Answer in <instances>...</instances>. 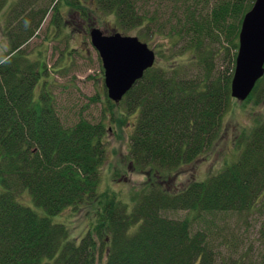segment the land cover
<instances>
[{
	"label": "trees",
	"instance_id": "1",
	"mask_svg": "<svg viewBox=\"0 0 264 264\" xmlns=\"http://www.w3.org/2000/svg\"><path fill=\"white\" fill-rule=\"evenodd\" d=\"M33 1L41 2L21 0L15 7L13 19H22L16 35L9 34L11 50L0 59V264H264V246L257 255L252 247L240 254L218 250L206 231L194 227L204 215L264 216V118L236 139L237 159L218 173L181 189L162 184L219 140L223 119L237 102L231 82L242 22L256 0H214L206 16L183 0L185 25L179 21L172 34L176 43L185 41L179 57L172 54L167 66L155 63L120 104L107 99L112 115L113 108L124 110L123 119L112 120L120 128L136 116L127 161L150 179L134 194L132 208L109 191L99 195L109 120L65 126L46 93L35 98L47 68L29 61L24 47L49 12L58 19L61 0L41 11ZM76 1L72 7L82 9ZM95 2L123 27H149L133 0ZM223 51L224 62L231 57L230 74L216 71L215 56ZM251 102L264 105V77L241 104ZM20 190L29 192L41 214L19 202ZM93 203L99 219L79 240L52 220L67 208ZM179 212L193 215L170 217Z\"/></svg>",
	"mask_w": 264,
	"mask_h": 264
},
{
	"label": "rangeland",
	"instance_id": "2",
	"mask_svg": "<svg viewBox=\"0 0 264 264\" xmlns=\"http://www.w3.org/2000/svg\"><path fill=\"white\" fill-rule=\"evenodd\" d=\"M20 1L3 0L2 3L0 0V5L3 4V7L0 6V59L11 50L9 34L16 35L14 26L17 20L22 19L18 16L17 20L13 19L16 16L13 14L15 7ZM80 1L83 12L77 6L72 7L73 0H61L58 19L53 21V14L49 12L40 30L37 31V36L35 35L28 46L24 47L25 54L29 55L27 57L29 61H39L47 68L41 77V83L35 89V98L39 99L42 93H46L53 100L58 116L65 126H74L80 119H86L93 124L109 120L105 121L107 122L105 139L107 155L100 168L99 195L109 191L118 200L128 202L132 208L131 200L134 194L141 191L150 179L148 174L135 170L127 161L130 136L136 124V116L128 117L127 124L122 128L118 123L112 122L114 118L115 121L123 119L121 115L125 113L122 107L113 108L114 115L111 113L104 86L102 61L97 50L92 46L90 33L95 28L105 36L119 33L124 37H136L155 52L156 65L167 66L168 60L172 58L171 55L176 54L174 57H179L185 46V41L176 43V37L172 36L173 31L180 27L179 21L184 20L181 7L183 0H133L137 3L138 13L145 15L148 20L149 27L139 28L121 26L115 14L102 12L95 0ZM212 1L214 2V0H201L196 6L193 0H190L189 4L191 7H197V11L206 16L213 7ZM76 2L78 3V0ZM34 3L35 5L32 6L34 10L41 11L50 7L53 0ZM226 45L224 42V46ZM211 47L217 52L222 51L219 44L213 43ZM188 59V56L181 58L183 61ZM230 60L231 57L224 62V51L221 54L217 53L216 71L230 74L232 71ZM263 114V104L256 107L251 102L243 107L241 102L234 101L223 119L219 140H216L212 148L196 163L165 177L166 182L162 184L167 189L174 187L181 189L192 181H203L218 173L226 164L237 159L238 149L234 147L236 139L257 124V121H261L264 118ZM17 197L21 204L41 214L42 210L34 206L27 190H20ZM98 208V203L89 206L80 205L79 208L70 207L52 220L55 224L64 225L69 229L70 235L79 240L97 224ZM192 215L188 212H179L171 214L170 217L182 220ZM196 221L194 227L206 231L209 240L218 250L229 249L235 252L233 254H240L252 247L257 255L263 249L264 216L256 213L242 216L204 215ZM221 253L224 257L227 256L225 254L227 252Z\"/></svg>",
	"mask_w": 264,
	"mask_h": 264
},
{
	"label": "water",
	"instance_id": "3",
	"mask_svg": "<svg viewBox=\"0 0 264 264\" xmlns=\"http://www.w3.org/2000/svg\"><path fill=\"white\" fill-rule=\"evenodd\" d=\"M92 46L104 70V86L110 101L120 104L126 94L154 67L156 54L136 37L119 33L105 36L93 28ZM264 77V0H256L245 15L239 34V49L231 82V96L244 102Z\"/></svg>",
	"mask_w": 264,
	"mask_h": 264
},
{
	"label": "flooded vegetation",
	"instance_id": "4",
	"mask_svg": "<svg viewBox=\"0 0 264 264\" xmlns=\"http://www.w3.org/2000/svg\"><path fill=\"white\" fill-rule=\"evenodd\" d=\"M79 3H80V5H81V1H80ZM84 16H86V15H84ZM84 19H85V17H84Z\"/></svg>",
	"mask_w": 264,
	"mask_h": 264
}]
</instances>
